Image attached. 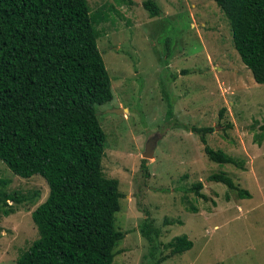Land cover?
Instances as JSON below:
<instances>
[{
  "label": "rangeland",
  "instance_id": "rangeland-1",
  "mask_svg": "<svg viewBox=\"0 0 264 264\" xmlns=\"http://www.w3.org/2000/svg\"><path fill=\"white\" fill-rule=\"evenodd\" d=\"M86 1L112 94L94 105L105 134L101 171L116 180L114 227L125 232L110 264L143 263L148 245L138 226L145 216L161 244L178 235L191 241L161 264H264V84L240 61L227 19L212 0H152L155 16L142 0ZM114 108L126 110L108 112ZM181 124L212 126L207 145L242 168L209 160L198 135ZM153 135V155L143 159ZM212 173L248 194L209 181ZM198 181L205 197L190 190ZM47 191L41 176H17L0 161V193L11 196L6 205L0 200V264H16L37 237L30 212Z\"/></svg>",
  "mask_w": 264,
  "mask_h": 264
},
{
  "label": "trees",
  "instance_id": "trees-1",
  "mask_svg": "<svg viewBox=\"0 0 264 264\" xmlns=\"http://www.w3.org/2000/svg\"><path fill=\"white\" fill-rule=\"evenodd\" d=\"M212 1L228 21L240 61L254 82L264 84V0ZM141 5L151 16L159 12L152 0ZM95 16L86 0H0V161L17 176H41L48 188L30 212L37 237L16 264H110L113 246L125 234L114 227L121 193L100 165L105 134L94 105L108 102L112 94L96 46ZM182 127L198 135L209 160L242 168L207 145L205 134L212 126ZM207 179L238 196L248 194L224 173ZM200 188L198 181L190 190L205 197ZM1 195L6 205L11 196ZM9 212L2 209L4 215ZM138 231L148 245L142 264H161L191 246L185 235L161 244L147 216Z\"/></svg>",
  "mask_w": 264,
  "mask_h": 264
},
{
  "label": "water",
  "instance_id": "water-1",
  "mask_svg": "<svg viewBox=\"0 0 264 264\" xmlns=\"http://www.w3.org/2000/svg\"><path fill=\"white\" fill-rule=\"evenodd\" d=\"M122 110H126L124 108H114V109H109L108 112L112 113H119L122 112ZM157 136L153 135L147 139V141L144 144V149L141 153V156L143 159L151 158L153 155V150L155 147V142H156Z\"/></svg>",
  "mask_w": 264,
  "mask_h": 264
}]
</instances>
